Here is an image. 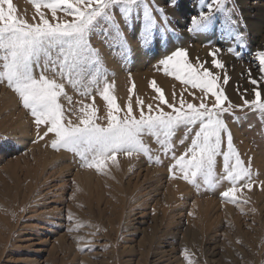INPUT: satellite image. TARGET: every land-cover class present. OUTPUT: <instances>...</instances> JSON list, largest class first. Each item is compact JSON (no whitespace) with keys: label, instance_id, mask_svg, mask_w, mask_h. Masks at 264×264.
Instances as JSON below:
<instances>
[{"label":"rangeland","instance_id":"374dc122","mask_svg":"<svg viewBox=\"0 0 264 264\" xmlns=\"http://www.w3.org/2000/svg\"><path fill=\"white\" fill-rule=\"evenodd\" d=\"M18 1L29 12H22ZM44 2L36 0L41 4L37 11L33 0H12L13 15L29 24L38 23L41 16L53 24L71 21L62 9L53 19ZM151 3L164 7L165 0ZM174 3L175 8L165 7L163 16L154 13L157 24L147 44L139 39L142 33L134 30L141 24V9L131 13L123 44L109 42L103 29H97L91 42L100 53V63L89 67L86 76L77 77L75 87L65 81L67 96L59 98L62 122L79 124L80 109L88 105L95 123L107 126L110 109L101 95L105 83L111 85L113 115L118 119L125 117L129 105L139 118L137 100L143 102L145 115L148 105L152 114L158 108L170 111L150 87L153 81L169 103L179 107L183 97L198 105L196 97L203 93L159 65L176 48H184L190 64L203 65L218 78L217 87L227 96L225 106L229 102L240 106L230 109L225 119L235 149L250 165L252 188H241L233 203L220 195L231 186L227 181L208 186L201 177L197 185H190L179 178L178 169L172 174L176 178H170L172 153L165 155L150 135L143 140L152 160L142 153L132 157L117 153L116 161H106L100 171L81 167L75 154L51 148L53 134L38 138L32 116L6 81L0 82V264H187L183 250L198 264H264V185L260 183L264 181V113L244 106L242 98L253 99V87L264 91L249 82V70L258 80L261 77L256 53L264 50V26L252 32L250 22L262 19L254 14L255 6L264 0H225V11L215 13L212 24L201 32L187 30L191 17L206 12L212 0ZM230 47L233 53L228 52ZM217 48L221 68L213 67L209 56ZM142 70L147 73L140 74ZM23 123L27 127L20 139L16 127ZM44 130L41 126V135ZM184 137L183 127L172 137L177 156L190 145V138L180 144ZM222 147L226 150V137ZM217 161L219 173L222 157ZM179 186L183 189L178 191Z\"/></svg>","mask_w":264,"mask_h":264},{"label":"snow or ice","instance_id":"6c2138e0","mask_svg":"<svg viewBox=\"0 0 264 264\" xmlns=\"http://www.w3.org/2000/svg\"><path fill=\"white\" fill-rule=\"evenodd\" d=\"M33 3L39 11L41 4L36 3V0ZM4 5H7V10ZM42 6L52 12L53 19L56 18L57 9H62L72 19L53 24L41 16L38 23L29 24L13 15L15 9L12 0H0V82L6 81V86L16 94L19 103L32 116L40 140L53 134L50 137L52 149L71 152L79 157L81 167L100 171L105 167L106 161H116L117 153H123L127 157L142 153L152 160L153 157L149 154L151 150L143 140L144 136L150 135L164 148L165 155L172 153L171 159L175 163L169 166L170 178H176L172 174L178 169L179 178L190 185H197L201 177L208 186H212L214 181H227L231 186L220 195L233 203H236V193L241 188H252L250 165H245L235 149L233 136L225 119L230 114V109L240 106L230 102L225 106L227 96L218 89V78L203 65L198 68L190 64L184 48H176L170 55L160 59L159 65L168 74L175 75L184 84L203 93V96L196 97L200 100L198 105L186 102L183 97L179 107L175 103H169L153 81L150 87L159 94L160 104L167 105L170 111L158 108L156 114H152L153 107L148 105L149 114L145 115L143 102L137 100V106L140 107L139 118L133 115L129 105L125 117L118 119L113 115L116 104L109 95L111 85L105 83L101 95L110 109L107 126L95 123L94 112L88 110V105L80 109L83 116L79 124L62 122L64 113L59 98L61 95L67 96L65 81L75 87L77 77L86 76L89 67L100 63V53L91 42L97 29H103V35L109 42L123 44L124 31L131 13L141 9V24L134 30L142 33L139 39L147 44L157 24L154 13L163 16L165 7H176L174 0H165L164 7L154 6L151 0H45ZM223 11L225 0H212L207 5L206 12L201 11L198 16L191 17L187 30L206 31L212 24L214 14ZM237 39L241 37L237 35ZM220 51L217 48L209 52L213 67H223L217 58ZM228 52L233 53L234 49L230 47ZM256 59L261 77L258 80L249 70V82L264 89V50L256 53ZM224 79L227 83L228 77L225 76ZM129 92L131 93V88ZM252 92L253 99L242 97L243 105L264 113V91L253 87ZM67 98L71 100V97ZM41 126L45 129L42 135ZM181 127L185 137L180 140V144L190 138V145L184 153L177 156L172 148V137ZM161 134L163 140L160 138ZM225 137L226 150L222 147ZM217 157L223 159L219 173L216 172ZM156 162H160L159 157H156ZM241 181L243 184H240ZM260 183L264 185V181ZM181 254L187 264H198L187 254V250H183Z\"/></svg>","mask_w":264,"mask_h":264},{"label":"bare ground","instance_id":"6f19581e","mask_svg":"<svg viewBox=\"0 0 264 264\" xmlns=\"http://www.w3.org/2000/svg\"><path fill=\"white\" fill-rule=\"evenodd\" d=\"M19 3H18V5H19V7L21 8V11L23 12V11H25V10H29L28 9V7L26 8V6L23 8V6H22V4L20 3V1H18ZM29 12V11H28ZM255 16H258L257 18L259 19V16H262V19L260 20H257V19H254V18H251V20H252V23L250 22V24H251V29H252V32H260L261 30H263V26H264V4H261L260 6H255V14H254ZM256 40V39H255ZM223 56V55H222ZM140 61H141V59H140ZM138 65L140 64V63H137ZM136 64V65H137ZM140 65H142V64H140ZM138 67V66H137ZM140 67V66H139ZM138 67V68H139ZM138 68H137V71H138ZM145 69V68H144ZM133 70H135V68L133 69ZM141 70V69H140ZM136 71V70H135ZM133 72V71H132ZM145 73H147V72H143V70H142V73H140V74H145ZM137 74V73H136ZM157 74V73H156ZM154 76V75H153ZM168 77V76H167ZM135 78V77H134ZM139 78V77H138ZM137 79V78H136ZM136 79H134L135 81H136ZM121 80H123V79H121ZM138 81V80H137ZM139 81H140V83H139ZM138 81V84H139V86H140V88L142 87L141 86V80H139ZM161 81V80H160ZM125 82V81H124ZM162 82V81H161ZM137 83V82H136ZM163 83V82H162ZM168 85H170V84H168ZM167 85V86H168ZM119 86H121V85H119ZM123 86V85H122ZM175 86V85H174ZM169 87V86H168ZM121 88V87H120ZM170 88V87H169ZM122 89V88H121ZM120 89V90H121ZM168 89V88H167ZM123 90V89H122ZM169 90V89H168ZM147 91V90H146ZM2 92H4V91H2ZM123 92V91H122ZM149 92V91H148ZM147 92V93H148ZM138 94V93H137ZM141 94H142V92H141ZM5 95H7V94H5ZM149 95V94H148ZM8 96V95H7ZM10 96V95H9ZM150 98V97H149ZM10 100H11V102H12V104L14 105V100H12L11 98H10ZM20 115H21V117H22V113H20ZM26 127H27V125L26 124H22L20 127H16V129H17V133H18V136H19V138L20 137H23V129L25 130L26 129ZM26 131V130H25ZM21 139V138H20ZM45 164V163H44ZM149 171V170H148ZM157 172H158V170H157ZM181 184H183V183H181ZM180 185V184H179ZM178 187V186H177ZM181 189H183V187L182 186H179V188H178V191L179 190H181ZM176 191V190H175ZM177 192V191H176ZM180 193V192H179ZM178 193V194H179ZM173 196H174V194H173ZM176 197V196H175Z\"/></svg>","mask_w":264,"mask_h":264}]
</instances>
